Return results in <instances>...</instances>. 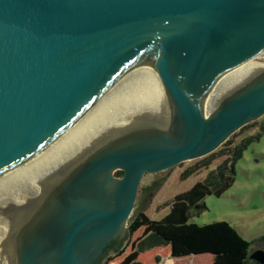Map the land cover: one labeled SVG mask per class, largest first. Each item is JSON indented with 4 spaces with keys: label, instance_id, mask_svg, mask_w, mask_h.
<instances>
[{
    "label": "water",
    "instance_id": "95a60500",
    "mask_svg": "<svg viewBox=\"0 0 264 264\" xmlns=\"http://www.w3.org/2000/svg\"><path fill=\"white\" fill-rule=\"evenodd\" d=\"M263 50L264 0H0V191L58 156L95 108L143 117L20 209L9 264H103L127 240L146 175L204 158L264 116V71L200 104ZM249 259L264 264V251Z\"/></svg>",
    "mask_w": 264,
    "mask_h": 264
},
{
    "label": "rangeland",
    "instance_id": "374dc122",
    "mask_svg": "<svg viewBox=\"0 0 264 264\" xmlns=\"http://www.w3.org/2000/svg\"><path fill=\"white\" fill-rule=\"evenodd\" d=\"M246 63L264 66V59L256 56ZM262 128H264V116L234 133L228 141L211 154L214 160L210 167L202 169L199 173L187 177L184 174L194 165L200 163L203 158L184 162L154 175H146L138 189L137 207L145 201V189L151 187L145 214L151 220H161L169 213L168 204L175 196L188 191L194 184L204 181L210 172L222 164L226 158L225 155H229L230 151L238 144L248 138L258 137L246 147L242 158L236 163L235 181L231 188L220 197H206L203 200L206 209L198 214L192 212L188 222L198 226L226 222L235 229L241 238L251 244L250 253L257 250L264 251V132ZM117 173L118 171L114 175ZM42 186L35 191L34 199L27 205H15L16 207L13 205L6 209L7 211L0 213L1 220L9 221L7 227L9 224L13 225L19 222L17 217L23 211L20 209L35 202ZM144 234L145 228H141L133 235H128L125 244L118 253L106 257L103 264H212L210 255L173 259L169 247H159L137 253L134 258L128 259L137 251L136 244ZM4 243L5 239L0 247V260L9 264L8 250Z\"/></svg>",
    "mask_w": 264,
    "mask_h": 264
},
{
    "label": "trees",
    "instance_id": "16d2710c",
    "mask_svg": "<svg viewBox=\"0 0 264 264\" xmlns=\"http://www.w3.org/2000/svg\"><path fill=\"white\" fill-rule=\"evenodd\" d=\"M262 130L264 132V128ZM255 139L258 137L248 138L238 144L204 181L175 196L168 204L169 213L161 220H151L145 214L151 187L145 189V201L135 209L127 228L128 235H133L141 228H145V234L136 244L137 251L128 259L134 258L137 253L169 247L173 259L210 255L212 264H258L249 259L251 244L241 238L228 223L214 222L198 226L188 222L192 212L198 214L206 209L203 203L206 197H220L231 188L235 181V165L242 158L246 147ZM213 160V155L204 157L200 163L186 171L185 176L208 169ZM122 245L123 242L114 252L118 253Z\"/></svg>",
    "mask_w": 264,
    "mask_h": 264
},
{
    "label": "bare ground",
    "instance_id": "6f19581e",
    "mask_svg": "<svg viewBox=\"0 0 264 264\" xmlns=\"http://www.w3.org/2000/svg\"><path fill=\"white\" fill-rule=\"evenodd\" d=\"M256 56L264 59V50ZM260 71H264V66H254L246 62L229 70L221 76L213 90L200 104L244 75H255ZM141 117L142 116L135 111L108 106L92 110L85 115L76 126L66 146L58 156L38 171L0 191V213L13 205L23 206L30 203L34 199L35 191H37L40 186H44L49 180L59 176L67 167L72 166L83 157V154L89 152L94 144L96 145L99 143L100 140L111 132L131 126L133 122L139 120V118L141 119ZM98 138L100 139L98 140ZM43 186L40 188V191H38V196H36L35 201L40 197L39 194L42 192ZM1 219L2 218H0V247L4 239L6 241L10 229V227H7L9 221L7 222ZM0 264H5L4 260H0Z\"/></svg>",
    "mask_w": 264,
    "mask_h": 264
},
{
    "label": "flooded vegetation",
    "instance_id": "af4514ba",
    "mask_svg": "<svg viewBox=\"0 0 264 264\" xmlns=\"http://www.w3.org/2000/svg\"><path fill=\"white\" fill-rule=\"evenodd\" d=\"M121 175H122V173L120 172V171H118V173L117 174H115L114 176L115 177H121ZM120 243H121V239L119 240H114V241H112L108 246H107V248H106V250H105V255H106V257L108 256V254L110 253V252H112V251H115L116 249H119V246H120ZM122 248V247H121ZM105 257V258H106ZM102 260V259H101ZM100 260V261H101ZM103 260H104V258H103Z\"/></svg>",
    "mask_w": 264,
    "mask_h": 264
},
{
    "label": "crops",
    "instance_id": "0c3cea01",
    "mask_svg": "<svg viewBox=\"0 0 264 264\" xmlns=\"http://www.w3.org/2000/svg\"><path fill=\"white\" fill-rule=\"evenodd\" d=\"M202 256H204V255H202Z\"/></svg>",
    "mask_w": 264,
    "mask_h": 264
}]
</instances>
